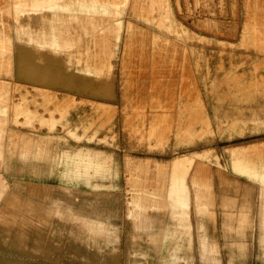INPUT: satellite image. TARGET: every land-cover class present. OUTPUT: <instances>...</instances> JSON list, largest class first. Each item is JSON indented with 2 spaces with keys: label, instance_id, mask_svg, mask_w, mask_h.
<instances>
[{
  "label": "rangeland",
  "instance_id": "1",
  "mask_svg": "<svg viewBox=\"0 0 264 264\" xmlns=\"http://www.w3.org/2000/svg\"><path fill=\"white\" fill-rule=\"evenodd\" d=\"M25 1L0 0V264H264V0H104L64 47L36 36L63 0Z\"/></svg>",
  "mask_w": 264,
  "mask_h": 264
},
{
  "label": "bare ground",
  "instance_id": "2",
  "mask_svg": "<svg viewBox=\"0 0 264 264\" xmlns=\"http://www.w3.org/2000/svg\"><path fill=\"white\" fill-rule=\"evenodd\" d=\"M20 1L18 0V3ZM27 1H25V2H27ZM51 3H52V5L47 8L46 14H48V15L52 14L55 17L60 15L59 18H58V21L55 23V26L57 28L53 25L54 26L53 30H51V31L49 30L50 34L45 32V33H40V34L38 33L36 35L40 39V42H42L44 40V43H46L47 46H51V47H55L53 45H60V46L62 45V47L68 45V43L66 41H67V38H69V37L70 38L73 37L77 41L78 38L81 36V34L85 32L86 29L83 30V28H86L85 20L88 21V19H89L88 17L90 16V14L92 12L93 13L94 12H98L99 14H102L101 16H104V15H106L105 13L108 12L111 9V7H113V9H115V12H120L121 11L119 9V3H113L111 5V7H110L109 5H106L107 3H105L104 0H74V1L73 0L72 1L71 0H65V1L63 0L61 2H51ZM3 4L4 3L0 4V7ZM22 5H23V2H22ZM28 5H31V4H28ZM38 5H37V7H38ZM32 6L33 5H31V7ZM28 7H30V6H28ZM39 7H40V5H39ZM15 8H16V6H15ZM20 8H21V4H20ZM6 9H8V8H6ZM6 9L4 7V10H6ZM6 12H8V11H6ZM0 13H2L1 8H0ZM38 13L39 12L30 11L29 15L30 14L31 15H33V14L38 15ZM63 13H66L68 15V19L69 20L68 19L67 20L70 21L66 25L61 23V22H59V21H63V19H62ZM4 14H6V13L4 12ZM48 15H46V16H48ZM67 25L71 26V27H66ZM30 27H31V25H30ZM74 27H77V28H74ZM36 28L38 30L40 28L38 23H36ZM57 30H58V32H57ZM25 33H27V36L29 35L30 38L35 36L34 32L31 35H30L29 32L25 31ZM1 39H2V36H1ZM2 41L5 42V40H1V44L4 43ZM55 51H58V49H56Z\"/></svg>",
  "mask_w": 264,
  "mask_h": 264
}]
</instances>
